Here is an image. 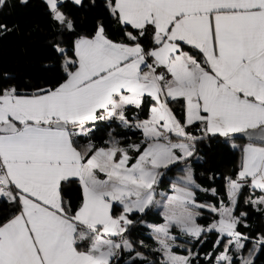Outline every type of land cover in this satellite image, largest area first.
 Instances as JSON below:
<instances>
[{"label": "snow or ice", "instance_id": "1", "mask_svg": "<svg viewBox=\"0 0 264 264\" xmlns=\"http://www.w3.org/2000/svg\"><path fill=\"white\" fill-rule=\"evenodd\" d=\"M44 2L61 33L75 32L61 10L67 0ZM7 3L0 0V14ZM102 4L123 38H111L97 19L93 33L77 35L71 47L54 44L61 81L23 91L5 86L8 74L0 73V208L9 211L0 219V264H195L198 251H174L184 247L175 229L201 244L217 233L214 247L223 244V251L206 254L209 264H256L264 231H241L250 228L249 214L238 208L248 187L259 195L244 203L264 215V0ZM14 28L0 23V35ZM181 102L183 119L171 106ZM104 123L139 129L144 140L121 146L109 132L106 146L79 145L76 137ZM217 136L248 140L235 179L227 178V203L218 206L198 201L196 189L217 190L201 189L190 163L197 144ZM176 165L184 175L171 195L157 199ZM74 182L82 193L76 207L65 191ZM161 207L164 222L148 226L159 259L149 260L128 234L143 223L136 214ZM205 209L218 217L207 226L198 222Z\"/></svg>", "mask_w": 264, "mask_h": 264}, {"label": "trees", "instance_id": "2", "mask_svg": "<svg viewBox=\"0 0 264 264\" xmlns=\"http://www.w3.org/2000/svg\"><path fill=\"white\" fill-rule=\"evenodd\" d=\"M61 10L74 21L75 32L64 30L61 33L59 31V26L52 20L44 0H28L27 4H21L19 0H8L0 14V23H6L10 27L15 25V28L8 34L0 35V73L8 74V78L2 81L5 86L14 84L23 91H32L36 87L51 86L61 81L62 72L59 65L53 64V45L61 43L64 47H71L77 35L93 33L97 19H102L109 25L108 32L111 38L115 40L123 38L120 26L111 22L110 17L106 14L102 0H97L95 7L91 6L90 0H85L83 6L74 5L71 0H67ZM184 50L196 56L197 59H202L198 51L191 46H184ZM171 106L177 116L183 119L182 102ZM139 118H146V114L141 113ZM191 131L193 134L199 135L196 128H192ZM109 132L121 141V146L143 141L141 130L125 128L116 123L98 124L90 136H78L76 140L79 145L91 140L98 146H106L105 141L109 140ZM197 150V156L190 160L196 183L201 186V189L215 188L217 190V194L212 195L210 191L196 189L197 199L209 201L217 206L220 200L226 203V181L227 177L234 174L233 171H235L236 148L232 146L228 138L217 136L198 143ZM132 154L135 155V153ZM177 167L178 165L174 166L168 172H174ZM166 179V176L162 178L161 184H164L165 189L169 190V183L165 181ZM65 191L68 193L66 199L71 200L73 207L78 206L82 198L79 183L74 182L66 186ZM241 198L242 195L240 200ZM241 204L242 202L239 203L238 211L243 209L248 212L250 225L248 229L241 227V231L247 232L252 237L256 236L262 227V214L255 211L249 204L244 203L242 206ZM117 211H119L118 208ZM8 215L9 211L6 205L0 208V219H7ZM212 216H216V214L203 212L198 222L206 224ZM134 218L137 221L146 220L155 223L163 220V216L155 209L144 215L136 214ZM128 238L135 243V250L143 251L148 259L151 255H159L155 251L157 248L153 247L154 239L149 233V227L144 222L137 223L128 234ZM216 239L217 233L213 232L208 234L202 244L198 241H191L190 249L199 252L195 264H209L205 258L206 254L212 253L214 256L223 250V244L214 247ZM140 241H143V245H140ZM175 250L184 252L185 249L175 248ZM133 253L131 255H134ZM124 255L127 258L129 254L125 252ZM121 264H125V262L122 261ZM137 264H142V262L137 261ZM256 264H264V255L258 256Z\"/></svg>", "mask_w": 264, "mask_h": 264}, {"label": "rangeland", "instance_id": "3", "mask_svg": "<svg viewBox=\"0 0 264 264\" xmlns=\"http://www.w3.org/2000/svg\"><path fill=\"white\" fill-rule=\"evenodd\" d=\"M144 119V118H143ZM141 133H142V131H141ZM173 139H175V137H173ZM229 139V138H228ZM142 140H144V137H143V133H142ZM182 168H183V165H178V167H177V169L174 171V172H172V173H170V172H167L166 173V177H167V179L165 180L166 182H168L169 183V190H166L165 189V187H164V184H160L159 185V187L157 188V192H158V195H157V199H165L167 196H169V195H171L172 194V188H171V186H172V184L174 183V182H177V178L178 177H181V176H183L184 175V172L182 171ZM228 177H231V176H228ZM227 177V178H228ZM231 178H233V177H231ZM234 179V178H233ZM199 185V184H198ZM200 188H201V186H200ZM226 193H227V191H226ZM257 195H259V191L258 192H252V190L250 189V188H247V187H245L244 189H243V191H242V198H241V200H240V202H242V204H241V206L244 204V201L246 200V199H248V197L249 196H251L252 198H255ZM227 200H228V198H227ZM199 202H201V203H211V202H209V201H202V200H198ZM239 202V203H240ZM227 203V202H226ZM212 204V203H211ZM155 210H157L162 216H163V208L161 207V208H156ZM204 213H209V214H212L211 212H209L208 210H202ZM239 212H245V210H243V209H240L239 210ZM215 219H218V217L217 216H212L210 219H209V221L206 223V224H202V223H200V224H202V225H205V226H207L208 224H210L213 220H215ZM145 224H147L148 226L149 225H154V224H160V223H163L164 222V218H163V220L162 221H160V222H158V223H155V222H149V221H146V220H142ZM261 222H262V227L260 228V230L257 232V234L259 233V232H261V231H264V215H262V217H261ZM149 233L152 235V232H151V229L149 228ZM174 234H176L177 236H178V240H177V243L178 244H180V245H184V247H178V248H181V249H185L184 250V252L183 251H177V250H175L174 249V251H176L178 254H180V255H186L187 254V249H190V244H191V241H192V239L190 238V237H186V236H181L180 235V233H179V230L178 229H175L174 230ZM256 234V235H257ZM153 237V236H152ZM253 237H255V236H253ZM154 239V238H153ZM154 241V243H153V247L154 248H158L159 247V245L157 244V242L155 241V239L153 240ZM251 243L248 245V247L249 248H251ZM136 251H140V252H142L143 253V251H141V250H136ZM223 251V250H222ZM221 252V251H220ZM134 255H135V253H133ZM144 254V253H143ZM245 255L247 254L246 252L244 253ZM144 256H145V254H144ZM159 259V255L158 256H150L149 257V260H158ZM213 264H214V262H213Z\"/></svg>", "mask_w": 264, "mask_h": 264}, {"label": "crops", "instance_id": "4", "mask_svg": "<svg viewBox=\"0 0 264 264\" xmlns=\"http://www.w3.org/2000/svg\"><path fill=\"white\" fill-rule=\"evenodd\" d=\"M185 51H186V50H185ZM190 54H191V53H190ZM192 55H193V54H192ZM229 140H230V143L232 144V146H233V145H236V147H234V148H236V150H237V159H236V164H235V171H233L234 174L231 175V177H233V178L235 179V177H236V173L238 172L239 167H240V163H241V156H242L241 146H243L244 144L248 143V140H247L246 138L241 137V136H237V137L231 138V139H229ZM85 144H87V142L82 143V144H80V145L83 146V145H85ZM126 146H127V145H126ZM101 178H103L102 175H101ZM247 188H248V187H247ZM252 192H253V190H252ZM255 192H258V190L255 191Z\"/></svg>", "mask_w": 264, "mask_h": 264}, {"label": "water", "instance_id": "5", "mask_svg": "<svg viewBox=\"0 0 264 264\" xmlns=\"http://www.w3.org/2000/svg\"><path fill=\"white\" fill-rule=\"evenodd\" d=\"M241 137H243V136H241ZM243 138H246V137H243ZM247 139V138H246Z\"/></svg>", "mask_w": 264, "mask_h": 264}]
</instances>
